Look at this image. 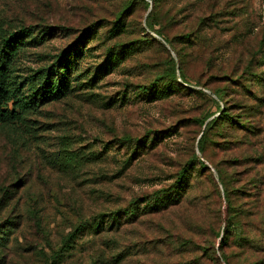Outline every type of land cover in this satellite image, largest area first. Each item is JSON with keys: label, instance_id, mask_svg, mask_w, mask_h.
Here are the masks:
<instances>
[{"label": "rangeland", "instance_id": "374dc122", "mask_svg": "<svg viewBox=\"0 0 264 264\" xmlns=\"http://www.w3.org/2000/svg\"><path fill=\"white\" fill-rule=\"evenodd\" d=\"M123 1L0 0V32L52 30L19 55V81L47 67L84 27L99 22L98 33L81 50L70 91L40 105L20 126L0 128V230L8 229L0 244V264L171 263L183 257L176 247L180 238L197 243L212 240L216 230L222 232L226 203L206 161L208 172H193L179 206L139 214L113 229L107 220L137 198L168 188L192 155L200 157V122L218 116V107L224 106L202 90L205 82L209 89L225 92L222 97L232 117L244 115L248 121L247 107L255 108L250 118L259 121L264 145V0H174L159 7L155 20L171 25L170 38L185 35L212 16L194 47L174 44L188 77L184 91L148 101L136 89L153 79L154 66L165 58L162 46L167 48L150 34L157 43L141 39L148 33L141 31L150 9L138 3L127 17L126 32L118 37L108 33ZM169 5L179 12L175 18ZM130 41L141 48L126 50L116 66L94 75L101 71L108 47ZM169 54L177 62L175 53ZM206 58L212 59L210 68L204 66ZM235 100L242 111L233 106ZM150 134H155L151 146ZM140 140L145 147L139 145L132 156ZM221 140L214 126L207 149L212 163L224 160ZM216 209L219 222L214 218L202 224ZM98 220L96 232L88 229ZM219 240H214L215 249ZM189 249L191 260L196 254ZM215 257L224 264L218 254ZM202 259V264H211L207 257Z\"/></svg>", "mask_w": 264, "mask_h": 264}, {"label": "trees", "instance_id": "16d2710c", "mask_svg": "<svg viewBox=\"0 0 264 264\" xmlns=\"http://www.w3.org/2000/svg\"><path fill=\"white\" fill-rule=\"evenodd\" d=\"M168 1L174 0L123 1L118 4L113 15L112 26L108 31L112 37H118L125 33L127 17H129L133 4L138 3L146 11L148 8L150 9L145 17V29L141 31V33L146 31L148 33L141 39L146 44H152L157 41L151 36L156 37L163 42L171 54L175 53L177 62L162 46L165 58L158 60L154 66L156 70L153 71V79L147 85L137 87L138 95L147 101L166 96L173 91H184V87H187L188 77L183 68V59L178 56L174 44L185 42L191 48L194 47L198 39L197 34L205 26H208L207 22L212 16L210 13L211 15L204 17L194 30L185 35L174 34L170 38L168 31L171 25L163 26L155 20L156 11H159V7ZM168 10L174 13V18L179 13L175 11L173 5H169ZM170 23L174 24L175 20ZM98 28L99 22L84 27L75 42L69 48L52 57V62L47 67L33 71L32 74L21 78L20 81V77L15 75L19 55L31 41H44L52 30L47 27L37 32L30 27H25L13 32H0V128L20 126L40 105L59 100L70 91L72 83L76 81L71 74L77 71L81 50L87 40L98 33ZM137 48H141L138 42H115L112 47L105 50L106 58L102 64L103 67H101V71H95L94 75L116 66L122 60L126 50L133 51ZM203 61L205 67H211L212 59L206 58ZM224 78L223 75L220 79L224 80ZM208 86L207 82L203 83L202 90L206 92L207 89L216 101L222 102L224 106L218 107V116H208L200 122L202 130L197 141L200 157L192 155L191 160L178 171L174 182L168 188L137 198L129 208L111 212L110 219H107L110 220L108 228L113 229L117 228L116 226L133 222L139 214L159 213L179 206L190 186L193 172H208L207 163H209L216 174L226 203L222 232L221 230L214 231L212 240L206 239L204 242L195 243L194 239L180 238L176 247L177 250L184 253L183 257H180L177 262L167 261L162 264H202L204 257H207L211 264H219L218 258L215 257L216 254L224 264H264V170L262 169L264 166V145L260 138L259 121L255 120V117L250 118V114L255 108L247 107L248 114L250 113L247 117L250 119L248 121L242 119L244 115H233L232 117L228 113V103L222 97L225 92L222 89H209ZM203 91L195 92L206 100H211ZM239 105L240 101L235 100L233 106H237L238 112L243 109ZM214 126L219 129V135L222 138L220 144L226 153L224 160L212 163L207 149L211 143ZM154 136L155 134H150V146ZM127 143L132 142L127 140ZM139 145L142 150L145 147V142L140 140L139 143L134 144L131 151L132 156ZM141 205L143 207L140 209ZM214 218L219 222L220 212L218 209L212 218H208L202 224L206 222L210 224ZM100 224L101 221L98 220L93 226L89 225L88 229L96 232L100 228ZM213 224L216 225V223ZM5 230H0V244H4L7 239ZM167 238L169 239L167 245L171 246L172 239L170 236ZM215 238H220L216 249L214 247ZM190 247L193 248L192 251L196 255L188 260Z\"/></svg>", "mask_w": 264, "mask_h": 264}]
</instances>
